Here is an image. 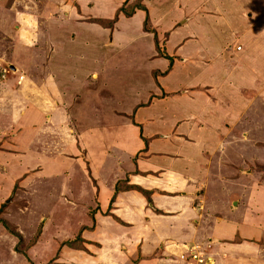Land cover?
Wrapping results in <instances>:
<instances>
[{
	"label": "rangeland",
	"instance_id": "rangeland-1",
	"mask_svg": "<svg viewBox=\"0 0 264 264\" xmlns=\"http://www.w3.org/2000/svg\"><path fill=\"white\" fill-rule=\"evenodd\" d=\"M95 1L87 0V9L81 6L82 0H0V30L6 28L10 35L3 39L0 34V84L14 77L17 80L27 78L38 84L42 72L48 78L55 77V81L56 77L63 80L66 72L73 76L70 83L67 76L63 80V85L70 87L69 93L76 95L74 105L68 110L74 129V147L69 157L73 165L65 163L67 166L61 170L66 175L65 181L76 185V188L69 200L43 208L40 206V211L46 216L44 219L50 213L52 215L47 229L58 228L71 233L67 242L74 247L79 245L80 231L90 222L84 217L87 207H95L96 204V210L101 204L99 200L104 192L100 185L108 186L114 182H118L119 188L124 187V183L127 185L133 162L140 158V161H145L148 142L158 137L155 134L145 138L143 134L162 132L169 136L171 128L180 122L184 125L182 131L189 130L196 136L203 128L217 130L218 138L213 139L212 149L209 146L212 141L208 140L206 145L199 144L195 150L199 161L197 157L194 160L198 163L203 160L204 164L197 173V181L193 180L197 193L191 197L190 211L211 224L218 223L220 219L223 223L222 233L213 236L205 245L189 243L186 256L181 260L185 264H215L216 257L212 259L211 256L215 245L227 247V244L243 242H248L253 255L261 260L264 256L263 232L258 233V239L243 241L241 237L228 236V232H233L234 225L242 229L250 222L254 228L264 230V123L253 121L254 116L248 111V91L238 89L232 94L227 82L222 80L218 71L215 72L217 68L211 60L227 59L230 51L227 57L224 53L220 56L219 52L229 47L214 42L213 32L218 26L211 24L201 10L208 9L207 5L203 7L198 0L187 4L183 3L184 0H101L100 7L105 11L94 12ZM185 5L187 14H184ZM215 9L219 10V7ZM28 15L45 28L49 21L47 18H55L57 23L53 25L50 36L44 28L43 34L39 33L33 43L23 38L22 31H17L16 35V26L17 30L20 29ZM115 16L117 19L113 20ZM181 20H186V23ZM26 30L32 31L30 25ZM49 38L55 43L46 44L45 40ZM27 47L35 49L25 52ZM203 58H208L209 62ZM54 65L55 72L52 73ZM60 69L64 73H59ZM49 72L52 74H47ZM187 85L198 87L202 98L195 97L189 101L186 95H181ZM208 87L211 89H206ZM170 92L177 94L167 97ZM205 96L210 103L204 100ZM218 100L225 107H230L231 101L241 102L240 107L230 111L233 120L214 110L213 104H218ZM208 105L212 110L206 108ZM202 115L208 117L206 121ZM260 117L264 119L263 114ZM135 133L140 134L142 140L133 137ZM166 136L165 140L170 139ZM135 138L143 141V147L138 151L133 149ZM194 138L187 140L194 143ZM37 148L30 147L28 171L30 165L39 162ZM34 153L37 156H32ZM0 161H7L10 166V159L1 157ZM7 165L6 169L0 166V197L5 196L10 188L12 192L14 184L10 182L11 177L20 171L18 166L7 169ZM58 165L62 166L61 163ZM231 195L234 196L230 201ZM30 200L34 198L29 194L26 202L23 200L21 204L27 207L28 213L36 212ZM232 206L240 212H230ZM27 221L23 223L24 232L30 230ZM35 222L40 227V223ZM196 223L193 220L192 227ZM11 237L9 233L5 239L0 237V262L20 264L21 260L12 257ZM20 242H17L18 250L14 251L17 255L27 248L26 243ZM230 248L228 246L227 249ZM48 255L52 254L47 252ZM221 260H226V256H221Z\"/></svg>",
	"mask_w": 264,
	"mask_h": 264
},
{
	"label": "crops",
	"instance_id": "crops-1",
	"mask_svg": "<svg viewBox=\"0 0 264 264\" xmlns=\"http://www.w3.org/2000/svg\"><path fill=\"white\" fill-rule=\"evenodd\" d=\"M86 1L82 0L81 6L86 7L85 4L89 3ZM191 1L193 0H184L183 3L187 4ZM198 1L203 4V7L207 5L208 9H201L205 12L206 19L218 26L213 32L214 42L224 43L229 47L224 52H219L220 56L224 53L227 57L230 51L227 59L221 57L223 60L219 58L218 62L211 60L217 68L215 72L218 71L222 80L227 82L232 94L238 92V89L248 91L249 108L247 106L244 110L248 108L250 114L254 116L253 121L264 123V119L260 117V114L264 115V0ZM210 2L216 5L212 6ZM100 5L101 0H96L94 12L105 11ZM215 7H219V10ZM184 9V14H187V5ZM47 19L49 21L45 23L46 28L39 26L41 25L38 24L39 21L34 20L32 16L23 19L26 22L18 30L16 26V35H18L17 31L19 33L22 31L23 38L33 43L39 33L43 34L44 28L46 34L50 36V31L53 30V25L57 21L55 18ZM188 19L192 17L188 16ZM181 22L186 23V20ZM35 23L38 24L36 27ZM29 25L32 31L26 30V26L29 27ZM0 34L1 38L4 36L3 39L10 36L6 28L0 30ZM30 37L32 39H29ZM45 41L49 45L55 43L50 38ZM34 49L27 47L25 52L34 51ZM203 60L209 62L208 58ZM241 61H245V64L240 65ZM54 68L55 65L52 66V73L55 72H53ZM51 72L47 74L51 75ZM58 72L64 73L61 69ZM43 73L40 75L38 84H34L27 78L17 80V77L0 84V158L11 160L10 166L7 165V161L5 163L0 161V166L4 169L6 165L7 169L11 166L20 168V171H17L10 180L14 184L12 192L10 193V188L5 196L0 197V208H2L0 218L12 227L18 228L16 230L23 234L22 241L26 243L25 247L27 246L23 253L25 256L15 254L14 246L18 241L11 235L13 238L9 239H11L12 257L21 260L20 264H185L186 262L181 258L186 256L187 245L201 243L205 245L212 240L213 236H219L222 233L221 219L218 223L211 224L197 218L190 211L191 197L193 193H197L193 180H196L197 173H200L204 164L203 160L200 163L194 160L197 157L199 161V155L195 154V150H198L197 145L204 146L208 140L212 141L209 145L212 149L213 139L218 138L217 130L214 132L213 129L203 128L196 136L189 130L182 131L184 125L180 122H176L171 128L168 140L164 139L166 135L162 132L144 133L145 138L155 134H158V137L148 142L149 151L145 154V161H140L141 158L136 159L133 162L132 173L128 174L127 185L142 188L147 192L150 203L147 202L146 195L137 190L119 189L114 192L116 182L110 185L107 183L108 186L102 183L100 188L104 194L102 200H99L101 203L99 209L95 210L97 206L95 204V207H87V213H84L85 219H90V222L80 231V237L84 240V250L66 245L71 233H65L58 228L47 229L52 215L50 213L48 218L44 219L43 217L46 216L42 210L40 211V206L43 208L69 200L68 197H71L76 188V185L65 181L66 175L61 170L67 164L73 165L69 157L74 147V129L68 110L71 105H74L76 95L70 94V87L63 85L66 76L70 83V78L73 77L71 73L66 72L63 80L56 77V81L55 77L48 78ZM186 88L182 90L185 91L184 93L179 94L186 95L187 100L190 101L195 97L202 98L198 87L187 85ZM173 94L177 93L170 92L167 97ZM204 100L210 103L207 96ZM165 101L167 102V99ZM219 102L221 101L218 100L215 106L213 104L214 110L221 111L222 115L228 119L232 117L230 111L241 106V102L231 101L230 107L221 106L222 102ZM200 103L204 106L202 101ZM206 108L212 110L211 105ZM207 118L202 115L203 121ZM135 136L140 138V134L133 135ZM186 137L188 140L190 137H196L197 140L194 138V143H189ZM136 138L133 149L138 151L143 147V141L141 138L137 141ZM30 147H38L39 162L30 165L28 171L27 158L31 156ZM153 152L158 154L152 155ZM35 154L32 156H37ZM59 163L62 166L59 167ZM30 171L32 173L28 175ZM191 173L194 175L191 176ZM66 184L70 185L66 186ZM30 190L32 193H29ZM29 194L34 198L30 201L34 204L36 212L28 213L27 207L21 204L23 200L26 202ZM9 196H12L10 201ZM112 196L113 201L110 206ZM233 196L229 198L230 201ZM107 211L108 214H106ZM230 212L240 211L233 209L232 206ZM35 220L40 223V227L35 224ZM193 220L197 223L192 227ZM25 221L29 224L30 230L24 232L22 229ZM253 225V222H250L248 227L242 229L234 225V233L229 230L228 236L242 238V241L250 238L258 239V233H264V230L254 228ZM7 234L8 232L0 223V237L5 239ZM34 236H36L35 239ZM42 239L45 240L44 243L41 242ZM30 241L32 243L28 245ZM261 241L264 242V239L261 238ZM228 246L231 248L227 249ZM214 247V254L211 256L212 259L216 257L215 264H264V256L261 260L258 256H254L252 246L248 242L227 244V247L222 245ZM47 252L52 255L46 256ZM161 255L164 258H160ZM223 255L226 256V260L222 261ZM0 264L5 263L0 262Z\"/></svg>",
	"mask_w": 264,
	"mask_h": 264
},
{
	"label": "trees",
	"instance_id": "trees-1",
	"mask_svg": "<svg viewBox=\"0 0 264 264\" xmlns=\"http://www.w3.org/2000/svg\"><path fill=\"white\" fill-rule=\"evenodd\" d=\"M119 11H120V9H119ZM116 19H117V17L115 16V18L113 20H116ZM117 184H118V182H116V185L114 187V192H116L119 189L122 190V191H128V190H133L134 189V190H137V191L141 192L143 195L146 194V196L145 195L144 196L147 197V202L150 203V199H149V196L147 195V192L143 191L142 188H140L138 186H134V185H126L125 183L123 185L124 187L119 188V186L117 187ZM112 201H113V196L110 199V204H109L110 206L112 204ZM0 223L2 224V226L6 229V231L9 234H11L12 236L18 238V243L20 241H22V237H21L20 233L16 232V230L14 229V227H12L7 221H5L4 219H0ZM35 237L36 236H34L33 238L35 239ZM78 240L81 241V242H80L79 245H76V247H74L71 244H69L70 242L66 243V245L69 246V247H71V248H76V249L84 250V247H83L84 240L81 239L80 235L78 237ZM18 243H16V245L14 246V251H17L18 250L17 249V246L19 245ZM19 255L25 256V254H23L21 252L20 253L18 252V256Z\"/></svg>",
	"mask_w": 264,
	"mask_h": 264
}]
</instances>
